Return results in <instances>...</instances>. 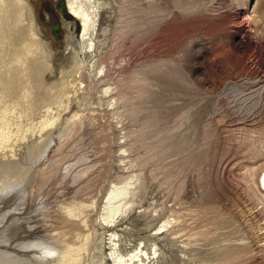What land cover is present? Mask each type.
Returning <instances> with one entry per match:
<instances>
[{
	"label": "rangeland",
	"instance_id": "obj_1",
	"mask_svg": "<svg viewBox=\"0 0 264 264\" xmlns=\"http://www.w3.org/2000/svg\"><path fill=\"white\" fill-rule=\"evenodd\" d=\"M97 1L95 47L82 55L79 97L74 90L64 97L80 107L84 128L75 151L61 160L67 167L82 161L62 181L64 171H57L44 187L45 201H64L89 184L84 200H97L92 225L105 253L107 231L115 229L125 253L144 245L150 251L156 243L151 264H217L231 245L251 247L241 264H264V241L249 232L254 216L264 226L263 206L251 189V172L264 165V20L252 21L243 0ZM31 3L42 37L62 59L63 21L81 36L67 0ZM86 167L88 174L73 183V173ZM134 181L136 204L107 229L101 217L109 190ZM5 202L0 222L12 210ZM248 205L256 208L247 224L241 220L234 241L189 239L181 223L176 234L158 235L175 212L193 224L188 209L206 206L212 217Z\"/></svg>",
	"mask_w": 264,
	"mask_h": 264
},
{
	"label": "bare ground",
	"instance_id": "obj_2",
	"mask_svg": "<svg viewBox=\"0 0 264 264\" xmlns=\"http://www.w3.org/2000/svg\"><path fill=\"white\" fill-rule=\"evenodd\" d=\"M242 2L252 21L264 20V0ZM67 8L79 22L81 36L74 33L72 22L64 20V55L57 60L52 42L42 37L31 0H0V205L8 200L5 203L12 208L0 222V264H151L158 259L156 243L150 251L144 245L125 253L115 229L107 231L109 253L103 251L104 243L92 225L97 200H84L89 184L76 187L64 201L51 204L45 199L44 187L57 171H64L62 181L82 161L78 158L67 167L61 160L75 151L76 138L84 128L80 107L76 111L70 104L72 98L64 97L73 90L77 94L78 83H83L82 55L95 47L99 16L97 0H67ZM88 172L86 167L73 173V183ZM137 182L117 183L105 195L101 219L107 229L133 209ZM251 183L254 197L264 210V165L251 172ZM249 207L229 215L220 211L212 217L206 206L188 209L195 218L193 224L175 212L173 222L167 219L158 235L176 234L174 230L181 223L189 239L218 235L230 241L231 236L241 234V220L247 224V214L256 208ZM254 220L255 216L250 219L249 232L262 242L264 226ZM229 227H235L232 233H218ZM250 248L227 246L216 258L217 264H241Z\"/></svg>",
	"mask_w": 264,
	"mask_h": 264
}]
</instances>
